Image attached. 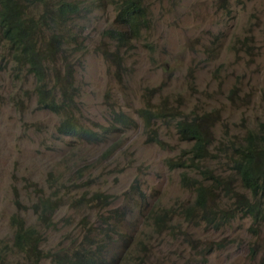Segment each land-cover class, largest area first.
Listing matches in <instances>:
<instances>
[{"label": "rangeland", "instance_id": "rangeland-1", "mask_svg": "<svg viewBox=\"0 0 264 264\" xmlns=\"http://www.w3.org/2000/svg\"><path fill=\"white\" fill-rule=\"evenodd\" d=\"M88 2L91 11L70 24L71 35L85 42L73 59L76 95L67 114L97 133L114 129L101 144L59 135L62 115L37 104L34 77L16 83L6 64L0 77V264H27L29 254L12 244L13 214L46 233L45 245L37 244L44 255L48 249L75 258L81 243L96 238L95 257L107 264H264V223L255 231L238 215L218 227L190 214L195 182L210 177L212 183V168L224 175L226 167L210 159L200 172L184 168L189 145L173 125L197 116L213 147L239 142L264 120V0H142L149 25L120 48L104 35L118 28L117 1ZM49 40L44 31L39 45ZM63 66L59 54L46 70L53 98L65 94L66 84L56 82L52 70ZM142 108L166 117L148 128ZM118 115L131 123L122 126ZM150 130L161 145L151 141ZM209 198L214 210L230 206L223 189L211 190ZM40 200L59 206L50 217L53 227L32 212ZM156 213L167 214V228L156 226ZM41 260L51 264L49 257Z\"/></svg>", "mask_w": 264, "mask_h": 264}, {"label": "trees", "instance_id": "trees-1", "mask_svg": "<svg viewBox=\"0 0 264 264\" xmlns=\"http://www.w3.org/2000/svg\"><path fill=\"white\" fill-rule=\"evenodd\" d=\"M116 1L117 15L113 23L118 28H108L104 30V35L114 40L120 48L129 39L141 36L142 28L149 25V14L142 0ZM100 2L101 0H98L99 5ZM91 8L88 0H0V77L6 64H10L16 83L24 75L33 76L37 104L42 109L62 115L56 126L57 133L88 144H101L109 129H114L112 126L97 133L91 128L86 129L78 125L67 114L76 95L72 67L74 55L83 53L82 44L85 42L84 37L76 39L71 35L70 24L79 19L82 11H91ZM44 31H50V40L42 47L39 45V38L44 37ZM59 54L64 66L52 70L57 76L56 82H64L66 90H62L65 92L62 97L53 98L51 90L46 89L45 74L49 65L56 62ZM138 113L144 118L148 128L154 119L166 117L162 111L151 113L146 108L140 109ZM125 117L118 115L116 121L122 126H127L131 121ZM197 119L195 116L192 119L177 118L173 121L180 140L188 142L189 145L182 155L185 158L184 168L200 172L203 163L210 159H222L221 163L226 168L224 175L215 173L212 168V183L210 177L195 182V196L190 214L196 215L198 223L215 224L218 227L238 215L248 217L256 231L264 223V120L256 129L248 130L240 136L239 142L229 139L212 147L210 140L202 134ZM150 131L151 141L161 145L163 141L158 138L157 133ZM104 155L107 158L111 154L104 151ZM216 188L227 193L231 201L228 208H210L209 195L211 190ZM58 207L56 204L48 207L44 200L31 205L33 214L37 215V221L44 223L46 228L54 226L50 217ZM166 217V213H156V226L164 224L167 228L168 224L164 222ZM11 225L14 229L12 244L17 250L29 254L27 264H41V256L49 257L51 264H107L95 257L98 254L96 238L81 243L74 250L77 254L75 258H62L61 255L67 252L52 254V251L47 249V255H44L42 249L37 247V244L43 242L45 245L47 241L46 233L37 226L26 225L25 221L16 218L15 214L12 215ZM105 225H110V222Z\"/></svg>", "mask_w": 264, "mask_h": 264}]
</instances>
